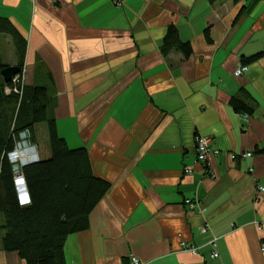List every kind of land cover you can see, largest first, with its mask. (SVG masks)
<instances>
[{
	"label": "crops",
	"instance_id": "0c3cea01",
	"mask_svg": "<svg viewBox=\"0 0 264 264\" xmlns=\"http://www.w3.org/2000/svg\"><path fill=\"white\" fill-rule=\"evenodd\" d=\"M169 25L189 58L162 55ZM1 27L3 61L13 29L25 85L46 88L58 134L110 184L67 264H264V0H0ZM195 134L218 152L204 163ZM0 264L26 263L0 246Z\"/></svg>",
	"mask_w": 264,
	"mask_h": 264
},
{
	"label": "trees",
	"instance_id": "16d2710c",
	"mask_svg": "<svg viewBox=\"0 0 264 264\" xmlns=\"http://www.w3.org/2000/svg\"><path fill=\"white\" fill-rule=\"evenodd\" d=\"M10 31L16 50L13 66L20 68L18 75L22 76L24 41L13 29ZM162 40L159 50L163 56L171 52L180 53L184 59L191 56L190 44L180 39L175 26L169 25ZM260 56L245 57L242 64L253 63ZM8 66L0 56V246L5 252L16 253L26 264H67V237L87 228L91 211L108 193L110 184L94 175L86 149H70L58 134L55 119L49 117L46 88L24 82L18 85L20 92L6 94L13 83H5L1 70ZM231 104L235 111H250L237 98H232ZM39 125H46L50 155L22 168L30 203L21 207L8 154L24 132L34 145Z\"/></svg>",
	"mask_w": 264,
	"mask_h": 264
},
{
	"label": "built area",
	"instance_id": "2783aa9c",
	"mask_svg": "<svg viewBox=\"0 0 264 264\" xmlns=\"http://www.w3.org/2000/svg\"><path fill=\"white\" fill-rule=\"evenodd\" d=\"M248 67L247 65H239L235 72H234V77H238V76H242L244 75L247 71H248ZM14 78V82L12 85V89L15 93L20 92V89H18V85L22 86V84H24L25 82V78L19 75H16L13 77ZM10 90L7 89L6 94H9ZM247 118V117H246ZM194 145H195V163H204L207 161L209 154L210 153H216V151L213 150V145H212V140L210 137L208 136H202L199 134H195V138H194ZM34 151H35V147L32 143L28 142V134L24 132V134H22L20 136V140L19 142L16 144V146H14V149L9 152L8 154V160L11 164H13V185H14V190H15V196H17V201L21 206H27L29 203H21L22 200H24L25 198H27L28 200H30V195H28V191H27V185H25V179L24 176L21 172L22 167L26 164V163H35L36 161H38V157L37 155H34ZM252 154L250 153H246V155H244V157H250ZM186 173H190V169L186 168L185 169V174ZM264 188L263 187H259V190L262 192ZM192 204V202L190 200L186 201V204ZM259 229V231L263 230V226L259 225L257 227ZM205 228H201V231L204 232ZM211 246L214 249L216 247V241L212 240L211 242ZM264 252V245L261 246V249ZM193 251V250H192ZM218 254L217 252H214L212 257H217ZM127 264H142L139 259L135 256H130L128 263Z\"/></svg>",
	"mask_w": 264,
	"mask_h": 264
},
{
	"label": "rangeland",
	"instance_id": "374dc122",
	"mask_svg": "<svg viewBox=\"0 0 264 264\" xmlns=\"http://www.w3.org/2000/svg\"><path fill=\"white\" fill-rule=\"evenodd\" d=\"M14 82V78L11 80L10 84ZM7 89L10 90L9 94L11 92H14L13 89L11 88H6V91ZM37 131V135H36V138L34 137L35 139V143H34V147H35V151H34V155H37L38 159H42L43 158V150L44 152H46V147H47V144L46 142L43 140V134L41 133L40 130L36 129ZM30 163H26L22 168H24L26 165H29ZM33 164V163H31ZM18 202V201H17ZM19 206H21L19 203H18ZM21 207H24V206H21Z\"/></svg>",
	"mask_w": 264,
	"mask_h": 264
},
{
	"label": "water",
	"instance_id": "95a60500",
	"mask_svg": "<svg viewBox=\"0 0 264 264\" xmlns=\"http://www.w3.org/2000/svg\"><path fill=\"white\" fill-rule=\"evenodd\" d=\"M21 72L20 68L17 66L10 65L1 70V76L3 77L5 83L9 84L14 76Z\"/></svg>",
	"mask_w": 264,
	"mask_h": 264
},
{
	"label": "clouds",
	"instance_id": "9594fccd",
	"mask_svg": "<svg viewBox=\"0 0 264 264\" xmlns=\"http://www.w3.org/2000/svg\"><path fill=\"white\" fill-rule=\"evenodd\" d=\"M29 202H30V200H28L27 198H25L24 200L21 201L22 204L23 203H29Z\"/></svg>",
	"mask_w": 264,
	"mask_h": 264
}]
</instances>
